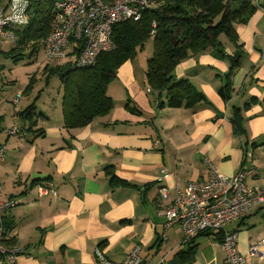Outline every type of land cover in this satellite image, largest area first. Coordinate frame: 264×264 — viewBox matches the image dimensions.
<instances>
[{
	"label": "crops",
	"instance_id": "1",
	"mask_svg": "<svg viewBox=\"0 0 264 264\" xmlns=\"http://www.w3.org/2000/svg\"><path fill=\"white\" fill-rule=\"evenodd\" d=\"M253 1L257 11L236 24L244 55L231 76L229 101L219 90L230 64L209 53L188 57L174 69L176 79H188L207 97L208 104L194 108L163 104L166 95L148 91L146 74H135L134 59L123 63L118 79L108 85L114 107L80 127L65 126L62 100L61 111H52L45 88L36 94L35 78L16 91V96L23 93L19 101L0 92V144L6 145L0 184L6 198L17 200L3 222L10 228L8 238L25 249L15 260L0 257V264H101L100 256L119 263L136 245L144 259L169 264L187 243L180 227L166 228L164 206L189 182L208 177V159L226 176L241 167L253 169L248 185L264 188V144L252 147L264 141V104L244 108L253 97L264 99V0ZM221 38L226 53L234 54L235 44ZM36 95L40 99L34 102ZM129 100L141 113L127 109ZM32 103L39 115L22 119L19 113ZM234 107L242 109L246 137L234 131ZM15 125L22 131L8 134ZM109 170L120 181H112ZM39 185L57 195L41 196ZM227 228L238 232L246 264H264V244L259 253H250V246L264 238V205ZM212 232L194 239L198 248L192 264H226L219 231Z\"/></svg>",
	"mask_w": 264,
	"mask_h": 264
},
{
	"label": "trees",
	"instance_id": "2",
	"mask_svg": "<svg viewBox=\"0 0 264 264\" xmlns=\"http://www.w3.org/2000/svg\"><path fill=\"white\" fill-rule=\"evenodd\" d=\"M155 1L156 6L145 10L140 20H127L116 25L114 28L116 48L100 55L94 66H76L72 63L46 65L45 71L50 76L57 74L65 83L66 92L63 99L65 126L69 128L84 126L94 118L110 112L114 107V100L108 95V85L115 78L118 68L127 60L134 59L137 49L143 48L151 37L155 49L153 56L147 61L146 81L159 96L166 95L167 102L163 104L173 108H194L202 102L209 103L202 91L197 90L188 79H176L174 72L179 62L203 53L228 60L229 71L225 75L226 82L220 88L219 94L225 101L231 99L233 94L231 76L241 65L244 55L236 24L249 21L258 9L256 2L253 0ZM53 8L54 0H32L27 25L16 28L17 41L14 46L6 51L1 50L0 53L5 58L15 61L26 55L30 58L36 56L51 31ZM222 35L235 44L234 54L226 53V43L222 40ZM34 78L32 76L31 80ZM32 83L33 81L30 82ZM260 102L264 104V99L253 97L244 108ZM126 107L132 113H141L132 100L128 101ZM19 115L24 120H33L39 115L36 104L32 103ZM230 120L235 133L246 137L245 117L241 108H233ZM17 127L22 131L19 126ZM263 144L264 141L254 142L252 147ZM108 173L112 175V181H120L111 170ZM4 228L6 237L3 242L6 245L14 244L15 241L9 239L7 235L10 228L6 224ZM213 233L208 230L200 235ZM216 234L222 240V232ZM194 239L187 243L186 248L176 253L180 264H192L198 248ZM4 256L0 254L1 258Z\"/></svg>",
	"mask_w": 264,
	"mask_h": 264
},
{
	"label": "built area",
	"instance_id": "3",
	"mask_svg": "<svg viewBox=\"0 0 264 264\" xmlns=\"http://www.w3.org/2000/svg\"><path fill=\"white\" fill-rule=\"evenodd\" d=\"M31 2L6 0L4 5H0V42L17 41L16 28L27 25ZM155 6V0H54L52 27L44 40V53L50 61L94 66L100 55L116 48L114 28L117 24L127 20L138 21L145 10ZM22 94L19 92L15 101H19ZM6 132L16 134L21 131L15 125ZM5 153L6 145L0 144V159ZM207 166L206 179L189 182L184 189L177 191L171 203L164 206L165 226L167 229L180 227L184 244L205 231H221L226 264H246V256L239 249L238 232L227 227L264 205V188L248 185L247 178L253 169L241 167L235 175L226 176L219 173L210 159ZM38 190L41 196L57 195L55 189L43 185H39ZM162 194L166 197L169 190L164 187ZM16 204V199L4 196L3 185L0 184V254L11 260L25 253L23 247L3 242L6 237L4 215ZM263 244L264 238L252 244L250 253H259ZM140 251V245H136L119 263L100 256L101 264H156L144 259ZM163 262L164 259L161 260Z\"/></svg>",
	"mask_w": 264,
	"mask_h": 264
},
{
	"label": "rangeland",
	"instance_id": "4",
	"mask_svg": "<svg viewBox=\"0 0 264 264\" xmlns=\"http://www.w3.org/2000/svg\"><path fill=\"white\" fill-rule=\"evenodd\" d=\"M13 46L14 44L11 42L6 44L5 42H0V51L2 49H11ZM154 49V42L152 37L149 41L146 42L143 48L139 47L137 49L132 63L135 68V74H137L139 78L145 75L147 61L153 56ZM47 64H50V61L47 59L42 49L37 55V58H30L28 55H26L18 61H15L11 58H5L0 53V92L7 96L13 95V100H15L17 93L16 91L20 88H25L32 76H35V85L37 87L36 94L39 93L40 88L43 86L45 88V94L50 96V99L47 101V103L51 104V110L61 111L60 99L63 103L66 92L65 83L61 80L59 75L53 74L50 76L48 72L45 71V67ZM52 66H54V64ZM118 72L114 79H118ZM115 86H117V82H114L111 89H113V87ZM112 92L115 91L113 90ZM27 95L28 94L24 95L22 101H24L25 99L27 100ZM39 99L40 96L36 95L34 97V102ZM6 110H9V108H6Z\"/></svg>",
	"mask_w": 264,
	"mask_h": 264
},
{
	"label": "water",
	"instance_id": "5",
	"mask_svg": "<svg viewBox=\"0 0 264 264\" xmlns=\"http://www.w3.org/2000/svg\"><path fill=\"white\" fill-rule=\"evenodd\" d=\"M169 264H179V261L177 259H174Z\"/></svg>",
	"mask_w": 264,
	"mask_h": 264
}]
</instances>
